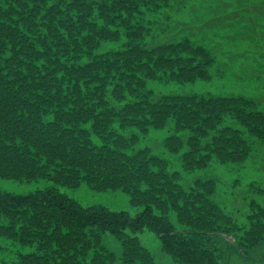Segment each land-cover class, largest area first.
I'll use <instances>...</instances> for the list:
<instances>
[{
  "label": "trees",
  "instance_id": "16d2710c",
  "mask_svg": "<svg viewBox=\"0 0 264 264\" xmlns=\"http://www.w3.org/2000/svg\"><path fill=\"white\" fill-rule=\"evenodd\" d=\"M150 1L0 0V176L52 183L27 193L0 189V237L32 248L3 264H114L106 233L120 241L124 264H155L140 241L145 228L178 264H221L215 239L224 236L244 255L264 240V207L254 210L251 200L239 223L214 200L215 178L196 177L185 188L165 158L132 149L138 133L119 131L145 134L171 118L178 135L165 147L181 150L184 171L203 170L213 157L245 159L246 142L226 116L251 133L260 124L264 134L253 100L146 90L159 72L188 81L208 59L188 38L143 40L139 20L129 19ZM119 26L126 40L98 51L120 40ZM82 181L97 191L122 189L140 210L84 206L59 188Z\"/></svg>",
  "mask_w": 264,
  "mask_h": 264
},
{
  "label": "rangeland",
  "instance_id": "374dc122",
  "mask_svg": "<svg viewBox=\"0 0 264 264\" xmlns=\"http://www.w3.org/2000/svg\"><path fill=\"white\" fill-rule=\"evenodd\" d=\"M149 8L141 7V11L129 19L131 26H136V19L144 31L145 41L163 40L180 42L188 38L192 44L200 46L207 53L208 59L201 62L204 73L199 71L194 78L178 80L168 76L167 72H159L158 76L146 79L145 88L155 94H191L203 96L233 95L253 100L257 115H264V0H151ZM262 12V13H261ZM221 18V19H220ZM121 31L118 42H104L98 51H106L119 47L125 39V28ZM225 123L233 127L237 135L246 142L247 154L240 162L216 158L209 161L203 170L184 171L181 161V150L169 152L165 147V139L171 133L178 135L174 121L169 118L164 127H150L143 134L137 129H119L124 134L138 133L139 140L132 147L150 149L168 161V171L179 173L178 181L185 187L191 185L196 177L215 178L217 188L214 200L226 213L232 214L239 223L247 221L250 202L254 200L256 207H264V134L260 137V124L251 133L247 127L234 118L226 116ZM259 133V134H258ZM182 134V133H180ZM52 184L48 180L17 181L0 176V189L27 193L37 188ZM59 188L78 200L82 205L102 204L113 210H128L132 215L140 207L132 205L131 197L122 189L97 191L86 181L71 188L60 185ZM171 220L178 226L177 216L170 214ZM181 228V226L179 227ZM141 243L147 247L155 260V264H178L162 249L158 235L145 228L139 233ZM221 237L215 239L221 248V264H264V240L250 248L244 255L232 248L234 240ZM107 249L114 252V264H124L120 241L110 233L103 236ZM11 243V244H10ZM12 241L0 237V264L13 261L19 253H27L32 248L12 245ZM13 247V249H12ZM18 251V252H15Z\"/></svg>",
  "mask_w": 264,
  "mask_h": 264
}]
</instances>
